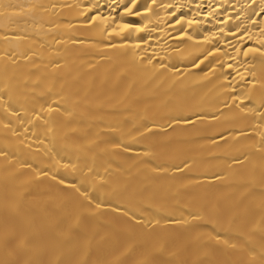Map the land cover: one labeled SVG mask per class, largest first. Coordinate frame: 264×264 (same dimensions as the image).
<instances>
[{"label":"bare ground","instance_id":"obj_1","mask_svg":"<svg viewBox=\"0 0 264 264\" xmlns=\"http://www.w3.org/2000/svg\"><path fill=\"white\" fill-rule=\"evenodd\" d=\"M0 264H264V0H0Z\"/></svg>","mask_w":264,"mask_h":264}]
</instances>
